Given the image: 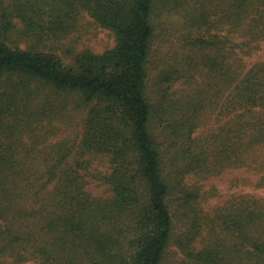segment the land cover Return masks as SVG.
I'll use <instances>...</instances> for the list:
<instances>
[{
  "label": "trees",
  "instance_id": "1",
  "mask_svg": "<svg viewBox=\"0 0 264 264\" xmlns=\"http://www.w3.org/2000/svg\"><path fill=\"white\" fill-rule=\"evenodd\" d=\"M172 11L186 12L174 34ZM98 28L113 46L84 42ZM167 32L181 42L156 65ZM262 41L264 0H0V257L264 264V199L210 211L218 193L204 191L264 168V61L246 62ZM70 103L79 134L47 144ZM96 159L106 173L90 172Z\"/></svg>",
  "mask_w": 264,
  "mask_h": 264
},
{
  "label": "rangeland",
  "instance_id": "2",
  "mask_svg": "<svg viewBox=\"0 0 264 264\" xmlns=\"http://www.w3.org/2000/svg\"><path fill=\"white\" fill-rule=\"evenodd\" d=\"M186 12L184 11H172L164 16L165 24L169 26L172 34L180 32L184 29ZM160 24V23H159ZM167 25H164L166 29ZM164 31V29H163ZM168 34L165 33L161 35L156 42L155 52H154V63L156 65L161 64L162 55L165 54L167 47L165 45L176 44L179 37H174L171 35L167 37V41L164 43L162 38ZM168 40H171V42ZM114 37L109 31L103 30L101 28L92 29V32L84 37V42L88 46L93 47L97 51H102L107 47L113 46ZM173 41V42H172ZM264 61V41L259 45V49L250 57L246 58L247 67L249 68L257 61ZM59 99V98H58ZM57 99V100H58ZM73 104L70 103L67 109L62 111L57 110L55 113V118L53 122L48 124L45 123V131L50 130L46 133L47 144L54 143L60 140H72L79 134V126L77 124L78 113L73 111ZM49 122V121H48ZM216 117L212 118L205 126L200 127L197 131L198 133L206 132L207 130L218 126ZM80 138V135H79ZM46 146V145H45ZM108 164L101 159L95 160L92 167L89 169L90 172H104L108 170ZM264 176V168L259 170H248V169H230L226 171L221 176L211 177L208 181L204 182V191H216L218 195L216 197L210 198L206 203L207 210H214L217 206L223 205L228 199L233 195L241 194H251L258 198L264 199V186H258V182L262 180ZM191 178V177H190ZM189 178L190 183H194L196 180ZM89 183L87 185V190L94 196L108 197L110 195L107 187L98 181L88 178ZM27 259L23 261H17L13 257H0V264H44L42 257H32L28 255ZM84 264H91L88 261H84Z\"/></svg>",
  "mask_w": 264,
  "mask_h": 264
}]
</instances>
